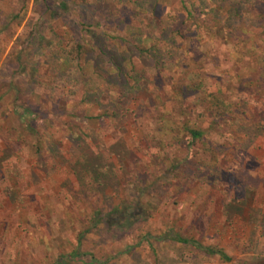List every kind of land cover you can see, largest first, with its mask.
Wrapping results in <instances>:
<instances>
[{
	"label": "rangeland",
	"instance_id": "obj_1",
	"mask_svg": "<svg viewBox=\"0 0 264 264\" xmlns=\"http://www.w3.org/2000/svg\"><path fill=\"white\" fill-rule=\"evenodd\" d=\"M41 1L0 0V264H264V76L243 55L249 34L227 41L203 29L198 39L192 26L156 70L138 49L155 43L147 35L166 49L163 28L182 20L167 21L179 0H155L153 15L139 11L148 7L142 0H74L72 12L57 20H41ZM200 18L203 26L213 24ZM77 43L86 52L62 64L59 58L72 50L76 56ZM110 56L129 59L120 60L128 78L116 77ZM194 73L231 104L207 134L211 148L177 150L188 164L176 177L155 169L140 174L158 145L145 143L142 134H157L161 120L177 117L167 99L171 83H188ZM135 74L145 86H137ZM159 92L163 103L155 102ZM188 110L195 120L203 109ZM24 114H30L26 124ZM196 125L208 127L201 118ZM85 158L96 159L101 173L110 171L105 187L97 189L91 174L81 172ZM139 178L149 186L142 194L134 190ZM155 185L163 188L152 192ZM119 201L149 212L121 229L107 217L78 245L76 234L89 225L92 207L104 214ZM170 229L230 261L166 239Z\"/></svg>",
	"mask_w": 264,
	"mask_h": 264
},
{
	"label": "trees",
	"instance_id": "obj_2",
	"mask_svg": "<svg viewBox=\"0 0 264 264\" xmlns=\"http://www.w3.org/2000/svg\"><path fill=\"white\" fill-rule=\"evenodd\" d=\"M21 1L25 6L27 0ZM81 1L84 2L85 0ZM142 1H144L143 4L148 5L147 8H139V11H141L142 14L146 13L153 15L154 13H156L158 0ZM41 2L44 5L41 20H46L44 16H48L47 19L50 18V20H57L65 14H70L74 9V0H42ZM138 2L139 0H135V3ZM179 4L180 7H178V14H175V18H168L167 21L173 19L178 23V21H180V18L182 20L180 21V23H178L177 27H174L172 26L173 24L168 23L165 25V28H163V35H165L163 38V43L166 49H161L160 47L158 48V44H160L161 42L156 41L153 37H150V35L145 36L148 41H154L155 43L147 49H138V53L140 56H146L153 61L156 70L159 69L158 67L160 65L164 67L165 61H168L170 59L169 56L172 55L170 46L175 44L179 34L182 35V31H193L192 26H194L196 27L195 30L199 33L198 39L202 38L200 32L203 29H205L210 34L213 31H215V33L217 32V34L219 35H221L222 33L224 34V39L227 41L240 38L239 32H241V34H244L245 32L249 34V38H247V41L245 42H250V45L248 46V48L243 50V55L244 57L251 58L254 63L260 66V75L264 76V47L262 48L260 44L261 37L263 36V32L260 31V28H263L262 25L264 23V11L258 12L257 10H255L259 5L264 6V0H234L231 4H226V1L223 0H194V2H189L188 4H186L184 0H179ZM139 11L137 10L136 13H138ZM201 16H205V18L209 17L213 24H206L204 26L199 24ZM186 22H189L191 25L186 26ZM76 24L80 27H84L85 25V23L81 21H77ZM104 37L108 38L110 41H118L120 42V44L131 43L129 41L127 42V39L125 38L114 36L112 34H104ZM182 38H185V36H183ZM76 45V56L73 55L75 51L72 50L69 54H66V56H64V60H61V57L59 58L62 64H73L74 59H80V56L86 52L84 45H81L79 43H77ZM85 46L92 48V52L95 54L104 53L105 55H107L102 47H93L88 45V43ZM183 51L186 52L185 49H183ZM124 59L125 58L119 59L115 56H110V58L108 59L111 69L114 73H116V77L123 76L128 78L129 76V71L126 70V68L128 67L122 66L121 61ZM124 62L130 63L129 59L124 60ZM33 69H35V67ZM61 69L63 68L60 67V70ZM124 71L127 72L125 73ZM131 71H133V69ZM133 80L137 83L138 87L145 86L141 76H139L138 74H135L133 76ZM171 87L172 90L167 99L175 104V112L177 113V117L167 120H161V127H158V129H156L158 132L157 134H142V139L143 141H145V143H147L149 140H152L157 141L158 144L157 146H155L157 147L155 153H151V156L149 157V163H143L140 161L143 164L138 170L142 175L144 174V172H148V174L151 173L152 171L150 170L153 169H155L157 174L163 173L164 171L168 172L169 178L173 176L176 177L179 173H182V169L185 168V166L188 164V158L185 157L183 160H180L175 155L176 151L179 149L189 150L190 146H194L193 144H198L200 145V147L204 146L207 148H211L212 141L210 138H208L207 134L209 133L210 129L213 130L212 125L216 127V125L219 124L223 116H225L227 108L231 107V104L227 102V100L229 99L218 97L217 95H219V93L216 94L212 92V90H209L210 87L208 86V83L195 73L188 83L182 84L180 82H172ZM154 99L155 102L159 103H163L166 100L163 93L160 92L157 93L156 96H154ZM188 102H190L191 104H189ZM197 106H199L203 110L202 112L197 114L195 120H191L188 108H194ZM29 115L24 114V119L22 118L25 124L28 121L27 117ZM112 115L115 116L117 115V113L113 111ZM104 116L108 117L107 114H105ZM200 118L207 121L208 127H200L196 125V121ZM161 128L165 130L163 133L161 132ZM166 131H168V133H171L169 138H166V136L169 135L166 134ZM184 139L187 140L186 145L183 143ZM132 148L139 149V147L134 145L132 146ZM146 154L149 155L148 151H146ZM81 163V172L83 174H91V178L94 180V182H97V189L105 187L106 184L110 182L109 178L107 177L110 174V171H104V174L98 171V163L96 159L85 158ZM139 179L140 180L136 184L134 190H137L140 194H142L143 192H145L144 188L148 189L149 186L145 184L142 178ZM167 184L169 185V183ZM161 188H163V185H161L160 187L156 186L155 190L152 189V192H156ZM152 206L155 207L156 205ZM146 212H149V210L143 208H129L123 201H119L118 205H114L109 211L104 214L100 207L94 206L90 210L88 216L89 225L85 228V230L76 234L75 239L77 240V244L80 245V241L88 234H90L94 229H97L99 223H103L105 221V218L107 217L111 219L110 222H107L108 225L112 223V225H115L117 228L121 229L122 227H124V222H130L133 217L139 218L140 215H143ZM169 232L172 233V236H168L166 237V239H170L173 242L181 243L184 245H189L197 250L204 252L207 255L218 256L223 261H230V257L221 250H217L209 246L203 247L198 241L192 238L182 237L178 233H173L172 230Z\"/></svg>",
	"mask_w": 264,
	"mask_h": 264
}]
</instances>
